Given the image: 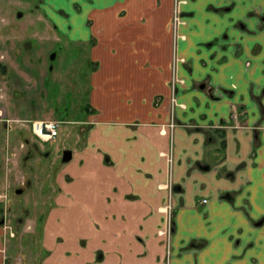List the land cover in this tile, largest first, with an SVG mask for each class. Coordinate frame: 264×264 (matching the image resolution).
<instances>
[{
  "label": "crops",
  "instance_id": "crops-1",
  "mask_svg": "<svg viewBox=\"0 0 264 264\" xmlns=\"http://www.w3.org/2000/svg\"><path fill=\"white\" fill-rule=\"evenodd\" d=\"M174 1L59 0L93 69L30 264H264V0Z\"/></svg>",
  "mask_w": 264,
  "mask_h": 264
},
{
  "label": "rangeland",
  "instance_id": "rangeland-1",
  "mask_svg": "<svg viewBox=\"0 0 264 264\" xmlns=\"http://www.w3.org/2000/svg\"><path fill=\"white\" fill-rule=\"evenodd\" d=\"M179 1L171 7L176 32L190 15ZM58 4L59 0H0V254L4 264L39 261L42 248L37 236L56 189L55 177L62 170V150L74 147L76 127L88 112L90 42L61 31L58 16L65 8ZM175 57L188 67L189 56ZM33 119L59 120L58 133L49 140L38 138L30 128ZM169 217L173 220V213ZM167 218L164 215V221Z\"/></svg>",
  "mask_w": 264,
  "mask_h": 264
},
{
  "label": "built area",
  "instance_id": "built-area-1",
  "mask_svg": "<svg viewBox=\"0 0 264 264\" xmlns=\"http://www.w3.org/2000/svg\"><path fill=\"white\" fill-rule=\"evenodd\" d=\"M175 12V10H174ZM177 13V12H176ZM60 121L56 119H33L30 121V127L32 132L42 140H49L54 138V136L58 133V126ZM203 201L205 198L202 199ZM165 217H168L165 221L164 228L160 231L164 233H170L172 230V220L170 219L171 204L167 202L164 206Z\"/></svg>",
  "mask_w": 264,
  "mask_h": 264
},
{
  "label": "water",
  "instance_id": "water-1",
  "mask_svg": "<svg viewBox=\"0 0 264 264\" xmlns=\"http://www.w3.org/2000/svg\"><path fill=\"white\" fill-rule=\"evenodd\" d=\"M264 18V16H263ZM54 55V53L50 54V58H52ZM72 155V150L68 147L64 148L62 150V154H61V161H68L71 158ZM21 188H16V192H20Z\"/></svg>",
  "mask_w": 264,
  "mask_h": 264
},
{
  "label": "flooded vegetation",
  "instance_id": "flooded-vegetation-1",
  "mask_svg": "<svg viewBox=\"0 0 264 264\" xmlns=\"http://www.w3.org/2000/svg\"><path fill=\"white\" fill-rule=\"evenodd\" d=\"M259 16H260V19L261 20H264V18H263V16H264V9L262 10V12H260V14H259ZM240 25H242V23H239ZM264 89V88H263ZM3 112V109L1 108L0 109V114Z\"/></svg>",
  "mask_w": 264,
  "mask_h": 264
}]
</instances>
